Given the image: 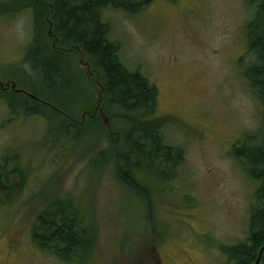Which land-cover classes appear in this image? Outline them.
<instances>
[{
  "label": "rangeland",
  "instance_id": "1",
  "mask_svg": "<svg viewBox=\"0 0 264 264\" xmlns=\"http://www.w3.org/2000/svg\"><path fill=\"white\" fill-rule=\"evenodd\" d=\"M9 1L0 0V84L12 80L24 89L32 73L26 53L35 22L31 9L5 12ZM248 1L154 0L139 15L104 11L123 63L159 90L160 113L172 119L168 143L186 153L177 179L153 204L118 182L112 161L101 172L89 170L91 157L108 145L109 133L101 128L111 125L103 112L100 132L74 145L54 123L11 116L0 93V163L7 160L13 178L23 183L11 198L0 195V264L11 263L10 246L17 241L23 262L15 264H55L33 247L31 233L38 214L63 198L74 200L94 228V246L83 264H226L220 247L247 239L255 192L233 152L261 125V107L240 63L247 50L244 27L253 16ZM50 21L45 13L43 43L55 49ZM66 50L74 103L65 106L52 96L46 101L79 120L98 103L87 66L97 69L77 49Z\"/></svg>",
  "mask_w": 264,
  "mask_h": 264
},
{
  "label": "trees",
  "instance_id": "2",
  "mask_svg": "<svg viewBox=\"0 0 264 264\" xmlns=\"http://www.w3.org/2000/svg\"><path fill=\"white\" fill-rule=\"evenodd\" d=\"M153 1L10 0L2 5L5 12H33L34 38L26 53L32 73L27 88L18 89L16 85L14 89L12 80L0 84L11 116L54 123L64 133V141L74 145L85 142L89 132H100L97 128L103 112L111 125L108 130L101 128L109 133L108 145L91 157L89 170L101 172L112 161L118 182L136 199L150 204L177 179L186 153L168 143L165 130L172 119L160 113L158 88L140 71L123 63L122 47L111 39V25L104 21L103 14L111 9L139 15ZM247 7L253 16L244 27L247 50L240 63L250 93L261 107V125L233 152L232 157L254 183L255 192L249 208L247 239L220 247L226 264H255L264 247V0H250ZM45 13L55 29V49L43 43ZM68 48H73L70 52L77 49L97 69L91 71L87 66L88 77L96 80L98 103L94 110L84 111L79 120L46 101L52 96L65 106L74 103L70 98L75 85L64 63ZM21 72L14 71L13 75L24 79ZM4 163H0V195L9 199L15 192L20 193L23 183L13 178L9 162ZM149 216L155 225L156 214L150 210ZM87 217L71 198L54 201L37 216L31 233L34 246L42 252L46 249L65 264H83L95 242L94 228ZM260 264H264V255Z\"/></svg>",
  "mask_w": 264,
  "mask_h": 264
},
{
  "label": "flooded vegetation",
  "instance_id": "3",
  "mask_svg": "<svg viewBox=\"0 0 264 264\" xmlns=\"http://www.w3.org/2000/svg\"><path fill=\"white\" fill-rule=\"evenodd\" d=\"M18 242L19 241H17L16 244H14V243H13V245L11 244V246H10V248H11V254H10V256H13V257H10V259H9L11 263L8 261L10 264H15L17 262H20V263L23 262L22 259L20 258V253H22V251L19 252V250H18V248H20V245L21 244L18 245ZM32 245H33V242H32ZM33 247H34V245H33ZM25 248H26V246H25ZM38 251H40V250H38ZM49 258H51L50 261L53 262V263H55V264H57V263L60 262V260L57 257L49 254L48 251L46 249H44V261L45 260H49Z\"/></svg>",
  "mask_w": 264,
  "mask_h": 264
},
{
  "label": "water",
  "instance_id": "4",
  "mask_svg": "<svg viewBox=\"0 0 264 264\" xmlns=\"http://www.w3.org/2000/svg\"><path fill=\"white\" fill-rule=\"evenodd\" d=\"M0 87H3V85H0ZM8 87H10V86L8 85ZM13 88L15 89L16 85H13ZM263 255H264V247L260 251L259 258H258V260H257V262L255 264H260L261 263Z\"/></svg>",
  "mask_w": 264,
  "mask_h": 264
}]
</instances>
